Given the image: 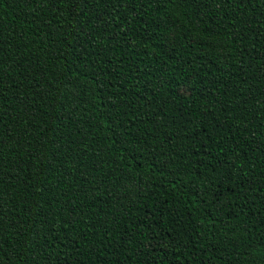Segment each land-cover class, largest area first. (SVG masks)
<instances>
[{
  "label": "trees",
  "instance_id": "16d2710c",
  "mask_svg": "<svg viewBox=\"0 0 264 264\" xmlns=\"http://www.w3.org/2000/svg\"><path fill=\"white\" fill-rule=\"evenodd\" d=\"M0 264H264V0H0Z\"/></svg>",
  "mask_w": 264,
  "mask_h": 264
}]
</instances>
